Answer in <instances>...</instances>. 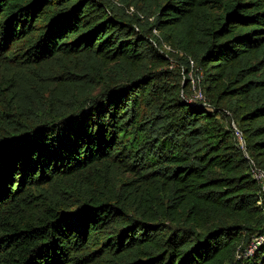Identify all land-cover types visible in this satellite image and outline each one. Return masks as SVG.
<instances>
[{"label":"trees","instance_id":"obj_1","mask_svg":"<svg viewBox=\"0 0 264 264\" xmlns=\"http://www.w3.org/2000/svg\"><path fill=\"white\" fill-rule=\"evenodd\" d=\"M139 1L0 0V264H264V0Z\"/></svg>","mask_w":264,"mask_h":264},{"label":"rangeland","instance_id":"obj_2","mask_svg":"<svg viewBox=\"0 0 264 264\" xmlns=\"http://www.w3.org/2000/svg\"><path fill=\"white\" fill-rule=\"evenodd\" d=\"M140 6H143V1H139V7ZM136 11H139V9L135 6H132L129 11L130 12H135ZM164 48L165 49H171V47L169 46L168 43H164ZM80 65H78L75 69L76 73L78 74H83L85 73L86 71H90V72H93L95 70L92 69V67L90 65H84L82 62L79 63ZM71 66L73 67L74 65L71 64ZM161 69H164V70H169L171 71V73H169V75H167L168 79L170 81H173V82H178L180 80V78H182V71H180V68H179V65L176 61H173L171 64L169 65H165L164 68H161ZM27 73V71L25 69H22V70H18L16 68H9V69H4V68H0V74L3 76V75H6L8 77H11V78H14L15 80H18V83L21 82V78L23 77V75ZM191 78L194 80V76L193 74L191 75ZM52 82H55L52 81ZM185 83V82H184ZM192 83L194 84V82L192 81ZM186 84V83H185ZM193 87V95L194 94H197L198 93V89H195ZM192 95V96H193ZM191 96V97H192Z\"/></svg>","mask_w":264,"mask_h":264},{"label":"built area","instance_id":"obj_3","mask_svg":"<svg viewBox=\"0 0 264 264\" xmlns=\"http://www.w3.org/2000/svg\"><path fill=\"white\" fill-rule=\"evenodd\" d=\"M191 63H192V65H193V61H192ZM192 98H194L195 100H202V101H203L205 97H204L202 91H201V90H198V93H197V94H194ZM234 127H235L236 134L240 137L241 142H242V144H243V139L241 138V136H242V135H241V132L237 129L236 125H234ZM252 165H253V170H252V172H253V176L261 182L262 187H263V189H264V170L261 169V168H258V167L254 164V162H252ZM263 240H264L263 237H257V238H255L254 241H253V243H252V244L250 245V247L247 249L246 254H247V255H248V254H252L253 251H254V249H255V248L258 246V244H260Z\"/></svg>","mask_w":264,"mask_h":264}]
</instances>
